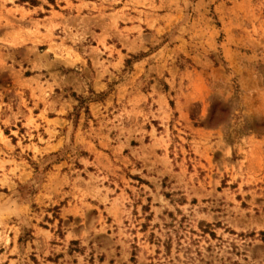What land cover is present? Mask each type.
<instances>
[{"label": "rangeland", "instance_id": "rangeland-1", "mask_svg": "<svg viewBox=\"0 0 264 264\" xmlns=\"http://www.w3.org/2000/svg\"><path fill=\"white\" fill-rule=\"evenodd\" d=\"M0 264H264V0H0Z\"/></svg>", "mask_w": 264, "mask_h": 264}]
</instances>
